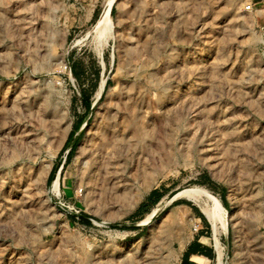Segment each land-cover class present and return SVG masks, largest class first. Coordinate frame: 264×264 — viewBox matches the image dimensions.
Masks as SVG:
<instances>
[{
	"label": "rangeland",
	"instance_id": "obj_1",
	"mask_svg": "<svg viewBox=\"0 0 264 264\" xmlns=\"http://www.w3.org/2000/svg\"><path fill=\"white\" fill-rule=\"evenodd\" d=\"M195 223L264 264V0H0V264H179Z\"/></svg>",
	"mask_w": 264,
	"mask_h": 264
},
{
	"label": "crops",
	"instance_id": "obj_2",
	"mask_svg": "<svg viewBox=\"0 0 264 264\" xmlns=\"http://www.w3.org/2000/svg\"><path fill=\"white\" fill-rule=\"evenodd\" d=\"M212 241V234L211 237L207 236V231L203 230V226L198 223L197 230L193 231L192 238L181 252L179 264H210L216 254Z\"/></svg>",
	"mask_w": 264,
	"mask_h": 264
},
{
	"label": "bare ground",
	"instance_id": "obj_3",
	"mask_svg": "<svg viewBox=\"0 0 264 264\" xmlns=\"http://www.w3.org/2000/svg\"><path fill=\"white\" fill-rule=\"evenodd\" d=\"M109 160V159H108ZM107 160V161H108ZM108 163V166H109V162ZM106 170V169H105ZM58 178L55 177L53 180H52V184H51V187H50V192L52 193H55L57 194L58 192V188H59V182H58ZM194 198V197H193ZM196 199V198H194ZM208 204V203H207ZM200 205V209L201 211L207 216L209 222H210V225L212 226V231H213V237H214V242H215V247H216V250L218 251V253H220V244L218 243V235L221 231V229L218 227V218L216 216V214L214 213V211L211 210V208L207 205ZM212 207V205H211ZM214 210V209H213ZM219 217V216H218ZM220 218V217H219ZM220 230V231H219ZM220 263V258L218 257L217 259V263L216 264H219Z\"/></svg>",
	"mask_w": 264,
	"mask_h": 264
},
{
	"label": "trees",
	"instance_id": "obj_4",
	"mask_svg": "<svg viewBox=\"0 0 264 264\" xmlns=\"http://www.w3.org/2000/svg\"><path fill=\"white\" fill-rule=\"evenodd\" d=\"M85 106L90 107V103H89L87 100L85 101ZM71 136H72V132L68 135V139H70ZM52 176H53V172L50 173L48 179L52 178ZM156 193H157V190H156V189L152 190V191L150 192L148 198H152ZM143 204H144V203H142V204L140 205V207L143 206ZM184 260H185V259H184ZM184 260H183V262H184ZM183 262H182V263H183Z\"/></svg>",
	"mask_w": 264,
	"mask_h": 264
},
{
	"label": "built area",
	"instance_id": "obj_5",
	"mask_svg": "<svg viewBox=\"0 0 264 264\" xmlns=\"http://www.w3.org/2000/svg\"><path fill=\"white\" fill-rule=\"evenodd\" d=\"M197 230V223H195L194 225H193V231H196Z\"/></svg>",
	"mask_w": 264,
	"mask_h": 264
}]
</instances>
